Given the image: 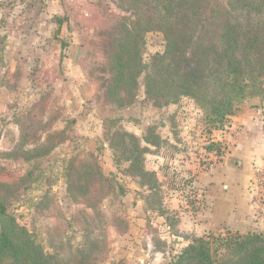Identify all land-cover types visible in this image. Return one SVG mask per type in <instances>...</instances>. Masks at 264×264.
<instances>
[{"label":"rangeland","instance_id":"obj_1","mask_svg":"<svg viewBox=\"0 0 264 264\" xmlns=\"http://www.w3.org/2000/svg\"><path fill=\"white\" fill-rule=\"evenodd\" d=\"M156 1L86 0V14L72 5L63 29L15 22L37 8L2 21L0 233L28 230L57 262L84 253L95 264H171L193 238L230 233L215 204L236 180L227 172L245 131L264 135V91L220 119L213 110L228 98L164 88L167 37L140 14ZM126 17L143 26L140 61L125 52L134 83L110 93L111 44ZM256 163L249 193L261 203Z\"/></svg>","mask_w":264,"mask_h":264},{"label":"trees","instance_id":"obj_2","mask_svg":"<svg viewBox=\"0 0 264 264\" xmlns=\"http://www.w3.org/2000/svg\"><path fill=\"white\" fill-rule=\"evenodd\" d=\"M156 2L140 14H148L167 37L164 88L167 83L174 91L214 104L228 98L230 102L213 110L220 119L232 114L237 102L264 91V0ZM126 19L118 25L122 36L110 43L115 77L110 93L126 89L130 80L134 83L132 64L140 61L143 26ZM125 52L134 54L133 63ZM0 208L5 211L1 203ZM11 231L0 233V264H95L84 253L57 262L28 230L19 236ZM171 264H264V231L195 237Z\"/></svg>","mask_w":264,"mask_h":264},{"label":"crops","instance_id":"obj_3","mask_svg":"<svg viewBox=\"0 0 264 264\" xmlns=\"http://www.w3.org/2000/svg\"><path fill=\"white\" fill-rule=\"evenodd\" d=\"M72 5L74 9L77 8L79 16L86 14L88 8L86 0H0V24L2 21L4 23L5 19H13V14L18 13L19 9L37 8L43 10L37 17L34 18L32 12L28 10L29 15L24 18L25 14L20 10L19 14H22L19 15L20 18L14 17V20L16 18L15 22L32 23L34 20L42 26L45 22H50L52 26L56 25L63 29L65 17L71 13ZM8 15H12V17ZM14 20L5 23L9 24ZM67 27L70 28V24ZM13 28L10 27L8 31L12 32ZM0 30L4 31L5 29L0 27ZM11 32L4 33H8V37H11ZM21 34L16 35L20 36ZM24 34H27V31ZM250 128L245 131L244 136L235 148L239 154L234 158L236 164H230L231 166L227 172L228 177L236 180L226 181L224 185H227V189L222 195L223 185L219 195V198L225 203L220 204V206L215 204V212L221 211L225 215L224 226L226 231L232 233L259 232L260 227H262L260 232L264 231V201L261 203L258 201L253 202L252 195L249 193V184H252L253 176L256 177L253 162L256 160L257 165L264 166V135L260 138L257 128ZM244 201H246V204ZM262 224L263 226H261Z\"/></svg>","mask_w":264,"mask_h":264},{"label":"water","instance_id":"obj_4","mask_svg":"<svg viewBox=\"0 0 264 264\" xmlns=\"http://www.w3.org/2000/svg\"><path fill=\"white\" fill-rule=\"evenodd\" d=\"M81 52H82V50L81 49H79V51H78V55H77V58L81 55ZM232 165L234 164H236V160L235 159H231V162H230ZM226 189H227V185H224L223 186V190H222V195H224V193H225V191H226Z\"/></svg>","mask_w":264,"mask_h":264}]
</instances>
